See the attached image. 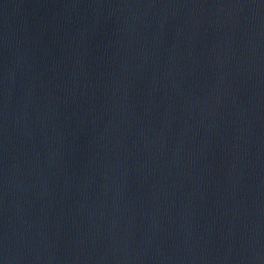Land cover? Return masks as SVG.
<instances>
[{
	"label": "water",
	"instance_id": "water-1",
	"mask_svg": "<svg viewBox=\"0 0 264 264\" xmlns=\"http://www.w3.org/2000/svg\"><path fill=\"white\" fill-rule=\"evenodd\" d=\"M0 264H264V0H0Z\"/></svg>",
	"mask_w": 264,
	"mask_h": 264
}]
</instances>
